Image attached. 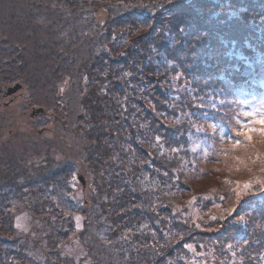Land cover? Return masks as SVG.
Returning a JSON list of instances; mask_svg holds the SVG:
<instances>
[{"label": "trees", "instance_id": "trees-1", "mask_svg": "<svg viewBox=\"0 0 264 264\" xmlns=\"http://www.w3.org/2000/svg\"><path fill=\"white\" fill-rule=\"evenodd\" d=\"M0 2L7 10L23 7L0 17V90L18 72L6 76L4 62L17 69V52H31L42 66L35 73L48 72L45 81L74 80L71 102L82 107L71 119L73 105L55 98L51 83L40 90L53 98L55 119L76 120L57 125L64 134L55 142L65 156L57 169L27 171L22 162L32 148L18 154L11 142L0 143V264H18L10 236L23 212L40 236L46 233L43 241L54 238L51 221H62L57 238L66 243L73 216H83L81 243L92 264H199V253L200 264H264V156L249 154L236 162L237 173L218 177L223 189L240 190L220 198L221 191L202 187L214 173H200L189 148L208 122L223 113L228 118L229 99L239 105L241 88L249 118L263 117L254 98L264 104V0ZM229 88L237 91L231 98ZM36 107L45 118L49 109ZM185 160L197 166L191 185ZM82 162L91 193L84 208L73 199V165ZM193 200L199 209L188 214ZM94 242L105 249L104 260L96 258ZM53 252L58 256L59 246Z\"/></svg>", "mask_w": 264, "mask_h": 264}, {"label": "rangeland", "instance_id": "rangeland-1", "mask_svg": "<svg viewBox=\"0 0 264 264\" xmlns=\"http://www.w3.org/2000/svg\"><path fill=\"white\" fill-rule=\"evenodd\" d=\"M0 5H2L1 2ZM6 6H8L10 10L0 6V17L5 14H9L12 9L13 11L23 9V7H18V5L15 4ZM12 14H18L21 18V14L19 13ZM7 25H10L11 28L19 29L16 28L17 26L13 23H8ZM17 33H19V31L15 32V34ZM39 38V45H41V47L45 46V40L42 37ZM14 58L16 59L18 70L9 64L7 65L5 62V66H1L6 76H10L13 72L18 71L17 74L14 73L16 78L13 79V84L9 85V87L5 88V90L10 87H14L17 83L23 84L28 80L31 85L30 87H28L27 84L23 85V90L21 87V89L12 98H10V100L13 101L8 105L9 108L6 109V112L1 111L0 143L3 144L6 141L11 142L10 148L14 151L17 150L16 153L18 154L22 150L25 152L26 150L32 148L33 152L28 153L27 156L25 155L24 159L22 158V164L26 167L27 171L33 173L37 172V174L40 172L47 173L50 170L57 169L61 164H63V162H65V156L61 153V150L55 142L57 138L62 137L64 134L61 130L59 131L57 125L64 122L67 126H70V124H75L76 120H59L57 118L56 120V115L52 114L55 110L49 106L54 104L53 98L49 100V95H46V97L41 95L44 92V90L40 91L41 88L51 83L50 86H52V89L58 91L57 95L54 97L58 100H62L64 96L65 104L73 105V112L72 114L70 113L71 119L81 113L82 107L78 104V99L71 102L70 96L73 95L71 92L74 90L72 86L74 80L68 77V81L64 82V84L60 86L54 83L53 80L45 81L48 79L46 78L48 72L43 71L42 73H35L34 69H36V71H42L40 68L42 66L36 60L33 63L31 52H17V55ZM12 69L14 70L11 71ZM30 74L34 75L36 80L32 81L34 76L31 79ZM71 88L72 91L69 92ZM241 89L242 90L237 96L240 101L239 105L235 99L231 102L229 99V112H227L228 118H226V114L223 113L213 122H208L202 127V134L193 138L189 147L190 151L196 155L195 161L197 159L200 160L198 165L202 171L200 169H198V171L200 173L203 171L214 173V177H212V179L204 178L202 175L203 181H200V183H202V187H210L217 194L221 191V194L219 193L220 198L227 197L226 190L227 192H231L233 194H236L240 190L235 184L230 186L233 187V190H231V188L223 189V184L218 183V177L225 178L227 175L237 173L238 164H236V162H242L249 154H255L253 155L254 159L258 155L257 152L261 153L258 157L264 156V115L263 117H258L256 119L249 118L248 114L250 110L247 106L248 93L245 89ZM3 92L4 91L0 90V94L2 95L0 96V103L2 105L5 102H10L9 99L3 97ZM236 92L237 91H234V89L229 88L227 93H230L229 95L231 98V94L234 95ZM31 94L33 96L35 95L34 99L37 100L36 105L49 109V111L47 110L48 114L45 118L37 116L34 120L29 119L28 116L33 111L29 107L34 105V107L37 108L32 102V96L31 98L29 96ZM254 102L257 104L255 107L257 110H259V107L262 108V106H264L258 94L255 95ZM241 103L242 106L240 105ZM25 112H27V116L23 115ZM239 115H242V117H239ZM41 131L43 132L40 134ZM49 142L53 143L52 146ZM6 154H10V152H6ZM14 157L19 158L17 155H14ZM5 158L7 159V157ZM188 165H193L194 169L190 168ZM73 166L78 172L74 177L75 192L73 199L78 202L77 207L81 206L84 208L89 205V201L91 199L90 183L87 182L83 174V162L80 164L74 163ZM184 166L186 172L185 182L187 185L194 184L196 179V173L194 170L197 171V166L195 167L194 163L190 164L188 161L186 162V160L184 161ZM80 176L85 181V187H83L79 181ZM216 179H218V181H215ZM234 199L237 200L235 197ZM191 200L192 195L190 201ZM229 202L232 201L230 200ZM235 205L236 203L227 205L228 211L232 210ZM197 209H199V207L196 205L195 200H193L188 214H193ZM73 217L72 221L75 226L74 235L70 238V242L66 243L60 240V238L59 240L57 238L58 232L62 230L57 223H61L62 221H51L53 225L52 230L54 228L56 229V233H54L53 236L54 240L52 239V241H50L46 238L43 241L41 236L46 235V233L41 232V236L40 233L38 234V232H40L39 226L36 222L32 221L27 212H23L16 216L14 222V230L16 233L10 236V239L15 242V249L19 253L18 264H40V260H47L46 264H92L88 259V253L86 252L85 246H83L84 244L82 245L81 243V240L83 239L82 235L85 236L84 217L79 214ZM0 236L2 235L0 234ZM4 239L7 240L8 237H4ZM58 246L61 253L57 256L53 252V249H57ZM210 248H213V245ZM92 249L98 253L96 258L99 260L105 259L106 254L104 248L102 249L96 242H94ZM194 253L195 252H191V256L193 258H195ZM198 257L200 258V264L203 260L202 254L199 253ZM187 264L196 263L188 262Z\"/></svg>", "mask_w": 264, "mask_h": 264}, {"label": "water", "instance_id": "water-1", "mask_svg": "<svg viewBox=\"0 0 264 264\" xmlns=\"http://www.w3.org/2000/svg\"><path fill=\"white\" fill-rule=\"evenodd\" d=\"M21 87L22 86L20 84H16L14 87L8 88L6 91V96L10 97L15 95L21 89ZM42 111V109H37L33 112L32 116L35 114H40ZM79 181L81 182L82 186L85 187V181L82 177H79Z\"/></svg>", "mask_w": 264, "mask_h": 264}, {"label": "flooded vegetation", "instance_id": "flooded-vegetation-1", "mask_svg": "<svg viewBox=\"0 0 264 264\" xmlns=\"http://www.w3.org/2000/svg\"><path fill=\"white\" fill-rule=\"evenodd\" d=\"M8 99H9V101H10V98H8ZM6 103H7V102L3 103L2 106L5 107V109H6V108L8 109L9 107H8V106H5ZM1 109L3 110V108H1V105H0V110H1Z\"/></svg>", "mask_w": 264, "mask_h": 264}]
</instances>
